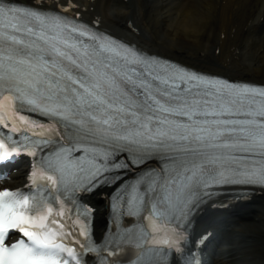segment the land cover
<instances>
[{
  "label": "snow or ice",
  "instance_id": "obj_1",
  "mask_svg": "<svg viewBox=\"0 0 264 264\" xmlns=\"http://www.w3.org/2000/svg\"><path fill=\"white\" fill-rule=\"evenodd\" d=\"M4 92L0 106H27L61 126L56 139L36 144L48 149L47 166L70 178L73 190L112 187L117 199L126 193V202L171 221L188 215L212 187L264 185V168L233 170L225 163L235 150L243 160L264 159V89L160 62L68 17H47L11 0H0ZM16 118L43 128L24 115ZM5 120L0 117V125L9 128ZM20 130L13 122L10 131ZM20 152L18 143L0 139V164ZM51 214L28 197L0 190V264L78 261L63 243L70 230ZM13 233L21 234L15 242Z\"/></svg>",
  "mask_w": 264,
  "mask_h": 264
},
{
  "label": "bare ground",
  "instance_id": "obj_2",
  "mask_svg": "<svg viewBox=\"0 0 264 264\" xmlns=\"http://www.w3.org/2000/svg\"><path fill=\"white\" fill-rule=\"evenodd\" d=\"M223 1L226 4L219 9L221 25L211 20L212 0H130L128 5L119 0H99L95 9L103 16L107 11L112 13L104 19L108 30L149 53L202 71L214 70L239 80L264 84V22L261 19L264 10L256 5V0H243V7L234 0ZM129 20L137 33L126 30L124 25ZM226 24L228 31L232 27L236 29L234 33L226 34V44H234L233 47L242 50L244 58L232 61L228 69H219L207 60L206 50L212 52L221 26ZM12 176L16 182L18 174ZM220 223L230 229L224 232L229 240L240 236L236 242L224 246L241 245L230 254L222 251L211 264H264V197L242 206L236 214ZM237 254L243 256L238 261Z\"/></svg>",
  "mask_w": 264,
  "mask_h": 264
}]
</instances>
